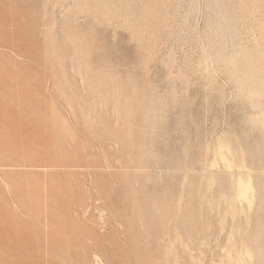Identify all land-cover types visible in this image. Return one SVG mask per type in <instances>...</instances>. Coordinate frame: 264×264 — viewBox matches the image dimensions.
<instances>
[{"label":"rangeland","instance_id":"obj_1","mask_svg":"<svg viewBox=\"0 0 264 264\" xmlns=\"http://www.w3.org/2000/svg\"><path fill=\"white\" fill-rule=\"evenodd\" d=\"M0 264H264V0H0Z\"/></svg>","mask_w":264,"mask_h":264},{"label":"bare ground","instance_id":"obj_2","mask_svg":"<svg viewBox=\"0 0 264 264\" xmlns=\"http://www.w3.org/2000/svg\"><path fill=\"white\" fill-rule=\"evenodd\" d=\"M260 253V252H259ZM263 252H261L260 254H262Z\"/></svg>","mask_w":264,"mask_h":264}]
</instances>
